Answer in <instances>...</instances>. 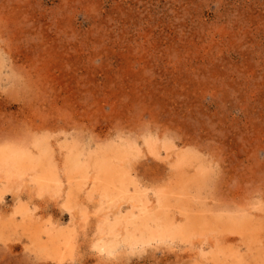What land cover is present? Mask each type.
<instances>
[{"label":"rangeland","instance_id":"374dc122","mask_svg":"<svg viewBox=\"0 0 264 264\" xmlns=\"http://www.w3.org/2000/svg\"><path fill=\"white\" fill-rule=\"evenodd\" d=\"M34 142L57 172L75 148H141L128 163L150 207L172 187L179 225L208 233L109 253L101 237L125 238L110 228L137 209L91 194L93 171H59L57 192L0 169V264H264V0H0V151L37 157Z\"/></svg>","mask_w":264,"mask_h":264},{"label":"bare ground","instance_id":"6f19581e","mask_svg":"<svg viewBox=\"0 0 264 264\" xmlns=\"http://www.w3.org/2000/svg\"><path fill=\"white\" fill-rule=\"evenodd\" d=\"M35 143L36 142H34V144ZM39 143L40 142H37L36 146L38 148H40L41 152L40 151L39 152L41 154L39 153V155L37 157L31 156L30 153H28L24 150H20V149H22V147H20L19 149L1 150L0 151V169L3 170L4 172H6L7 176L8 175H10V176L17 175V176L21 177L23 175H26L27 173H31L32 179L31 178L30 179L40 189H42V190H54L55 189L58 192V191H60L61 185L63 182L61 179V176H60L61 174L59 175L58 172L59 171L62 172V170L64 171V169L59 170L60 169L59 168L58 172L54 169L55 166H52V157L53 156L52 157L48 156L49 154L47 155L45 147L43 145L41 146V144H39ZM143 143L151 151L154 150L155 147L159 146L157 144L156 140L149 139V138L145 139L143 141ZM117 145H119V144H117ZM132 146L133 145H130V144H126L125 146H123L120 143V146H111L110 145L109 147H106V148L104 147L103 149L101 148V150H99L98 152H95L94 154L90 155L88 160H86V158H85L86 162H84L83 160H80V158L78 156H83V154H82V152H80V150H78L76 148L74 149V151H70V153L71 152H73V153L69 154L68 157L66 156L67 157L66 170L64 172L67 174H65V173L64 174L68 176V177L66 176V179L69 181L70 185H71V180H70L71 178L73 180L78 178V180L80 179L81 182H85V183H83V185H85L90 178V172L93 171L94 175H92V178H90V183H91V192L90 193L91 194L97 192L100 196H102V202L108 201L110 203V205H114L119 201H125V202H129L132 207L137 209V213L130 212V214L128 213V215L127 214L121 215L120 212H121L122 208L118 207V213H120V214L113 221L114 231L112 229L113 227L110 229L112 230V232L117 233L116 232L117 229L115 231V226L119 227L118 228V230H119L120 225H123L127 231L126 237L123 238L122 240L120 239L121 241L116 240V241L112 242V244L107 243L104 240V237H101L102 241L100 243L99 249L105 250V251L111 253L112 251H115L116 246H119V245H125L127 247L134 248V247H137L139 245L147 244L152 240H155V241L167 240V239L173 240L176 238L177 239H184V238L187 239V238L191 237L192 233L194 234V236L196 235L195 233H201V234L207 235L208 232L203 233V231L206 230L208 227L207 221H203V220L198 221V220H200L201 217L198 220L192 219V217H191V219L188 222L186 221V223H182L184 225H179L180 222H178V218L176 216H173L174 213L172 212V208H171V199L173 198V195H174L173 194L174 189H172V187H161V189H159L160 188L159 187V188L153 190V194H154L155 200H156L155 201L156 206H155V208L150 207V204H149L150 199L147 195V192L144 191V189L139 190L138 189L139 186L135 183L134 179L131 176L132 173L130 172L128 159L130 157H132L133 155L134 156L139 155V154L135 153L134 149L137 150L138 152H140V149H141V148L139 149V147L137 148L136 146L132 148ZM7 148H11V147H7ZM166 148H168V147H166ZM3 149H5V148H3ZM156 149H158V148H156ZM28 150H29V148H28ZM49 150L51 153L52 149H49ZM52 154H53V152H52ZM67 154H68V151H67ZM177 157H178V159L176 161L178 162V164L175 165L176 168L181 166V165L182 166L188 165L189 162L191 163V161H190L191 156H188L187 153L186 154L183 153L179 156L177 155ZM56 163H57V161H56ZM191 164H193V163H191ZM55 165L57 166V164H55ZM184 178H185V181L189 179V178L186 179L185 176H184ZM195 178H193V180ZM185 181H183V182L185 183ZM185 184H187V183H185ZM75 186H76V184H75ZM85 186H83V187H85ZM83 187H81V188H83ZM132 187H133V189H132ZM176 187H177V185L175 186V188ZM181 188H184V187L181 186ZM183 192H185V191H183ZM180 206H181V204H180ZM20 212L22 213V211H20ZM28 213H30V212H28ZM23 214H25V213H23ZM29 216H31V213ZM25 217H26V215H25ZM193 217H196V216H193ZM241 217L243 218V216H241ZM187 219H188V217H187ZM218 219H219V217H218ZM229 219H231V218H229ZM239 219H241V218H239ZM106 220L108 221V219H106ZM218 222H219V224H221L222 222L224 224H226L222 220H220ZM234 222H235V224L238 222L237 226L241 225V223L238 220H235ZM106 223H108V222H106ZM211 223H210V225H211ZM251 223L252 222H250V224ZM213 224H215V223H213ZM35 226L36 227H33V228L39 227V225H35ZM228 226H230V225H228ZM228 226L226 227V229L229 228ZM106 227H108V226H106ZM220 227H223V226L220 225ZM234 227H235V225H234ZM234 227L232 226L231 228H234ZM211 228L214 229V227H211ZM238 228H240V227H238ZM238 228H236V229H238ZM38 229H40V228H38ZM212 229H211V231H212ZM219 230L220 229H218L217 233L219 232ZM239 230L241 231V229H239ZM233 231H236V230L234 229ZM254 231H256V230H254ZM40 232H41V230L39 232L37 230V232H35L36 234H34V237L37 241L40 240V235H39ZM244 232H247V230ZM253 232H252V234L254 235ZM33 233H34V231H33ZM257 233L258 232H256V234ZM114 234L112 236H114ZM197 235H199V234H197ZM247 236L249 237V235H247ZM254 237H255V235H254ZM53 240H54V238H53ZM97 246H99V245H97ZM52 247L54 249H56L59 246L56 242H53ZM231 254H232V251H231ZM224 255H225V253H224ZM243 260H244V258H243Z\"/></svg>","mask_w":264,"mask_h":264}]
</instances>
